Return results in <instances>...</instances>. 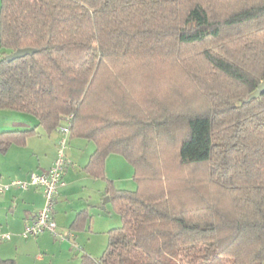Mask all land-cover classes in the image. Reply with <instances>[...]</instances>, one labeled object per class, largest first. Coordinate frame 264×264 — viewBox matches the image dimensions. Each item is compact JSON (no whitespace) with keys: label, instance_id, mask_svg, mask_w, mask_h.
<instances>
[{"label":"trees","instance_id":"trees-1","mask_svg":"<svg viewBox=\"0 0 264 264\" xmlns=\"http://www.w3.org/2000/svg\"><path fill=\"white\" fill-rule=\"evenodd\" d=\"M261 82L264 0H0V108L37 119L0 152L66 125L91 176L109 154L133 168L78 264L264 262V91L244 101Z\"/></svg>","mask_w":264,"mask_h":264},{"label":"crops","instance_id":"crops-1","mask_svg":"<svg viewBox=\"0 0 264 264\" xmlns=\"http://www.w3.org/2000/svg\"><path fill=\"white\" fill-rule=\"evenodd\" d=\"M19 116L20 120H9V124H12L10 126H14L11 128H29L37 123V119L34 121L30 116L22 114H19ZM6 122L1 121L0 126L8 124ZM36 129L38 133L29 135L24 144H11L5 151L0 152V182H6L15 178H27L31 171H44L53 164L57 155L58 141L61 137L58 134L52 137L50 133L54 130L50 131L46 136L44 134L46 132L40 126H37ZM3 130L9 129H2L0 131ZM55 130L60 131L59 129ZM70 138L69 142H75L76 146L78 145V150H70L66 154V163L62 172L64 184L58 186L54 196L52 217L56 221L59 231L65 234L71 232L72 235L68 239L60 240L63 242L57 244L56 253H58L51 255L49 264L69 262L70 250L77 253L80 248L79 246L83 250L85 249L86 253L90 255L94 254L93 252H95L96 247L89 234L101 231L107 232L110 229L107 227L105 229L103 227H94L95 229H92V226L94 222L95 224L98 222L97 220H100L98 223L101 225L104 221L103 219H105V216L101 214L103 213L101 212V208L96 204L102 201L103 195L107 194V180H110L115 186L112 177L109 178L105 175L107 160L111 157V154L105 160V176L93 177L85 171L84 166L94 150V143L87 139V142H82L80 140L81 137L70 136ZM121 161H119V158L113 159L114 163H122ZM43 204L44 196L42 189L34 185H30L26 189L11 187L0 192V232L10 234L8 238H0V261L1 259L12 258L15 264H20V262L21 264H41V262H44L45 256H42L41 253L34 255L33 252L36 249L49 248L47 241L50 238L47 233H51L43 231L37 234L39 236H32L36 237L33 240L21 235L25 224L34 218ZM92 208L99 209L96 214L100 219H93V215L90 213ZM77 217L80 218V226L73 227L72 224ZM67 229L69 231H63ZM53 238L56 239L54 236ZM73 239L75 242L76 239H79L84 246L77 243L79 244L78 247H74L71 244ZM11 250L15 251L14 255L10 254ZM20 252L25 253L26 257H21Z\"/></svg>","mask_w":264,"mask_h":264},{"label":"rangeland","instance_id":"rangeland-1","mask_svg":"<svg viewBox=\"0 0 264 264\" xmlns=\"http://www.w3.org/2000/svg\"><path fill=\"white\" fill-rule=\"evenodd\" d=\"M19 114H22L24 116H30V118H32V120H34V121L36 120V118L31 114L24 113V112L21 113L19 111L7 109V108H0V122L1 121L2 122L7 121L6 123H8V124H5V126H0V130H2V129H13L11 127H14V126H10L12 124H9L10 123L9 120L10 119H12L13 121H17V119L20 120V118H18V117H20ZM44 134L47 136L48 133L46 132ZM56 134H58L59 137L62 136V133L58 130L57 131L54 130L50 133V135L52 137L55 136ZM70 139H71L70 136L67 135L66 146L64 148L65 156H67L66 154H68L70 152V150L71 151H77L78 150V145L76 146L75 142H72V141L69 142ZM80 140H82V142H87V140L84 138H80ZM90 142H92V141H90ZM27 150H29V149H27ZM114 158H119V161L122 160L121 161L122 163H119V162L114 163L113 162ZM105 175H106V177H109V178L112 177L115 186H117L119 188L135 189V187H136V181L133 178V168H132L131 164L129 162H127L121 155L111 154V157L107 160ZM106 197H107V194L103 195L102 200L105 199ZM101 210H102L101 212H103L101 214H103L105 216V219H103L104 220L103 223L101 225H99L98 222L100 220H97V219H100V218H98L97 214H96V212H98L99 209H96V208L91 209L90 213H91V215H93V219L98 221L96 224H95V222L93 223L92 229H95L94 227H98V228L103 227V229H105L106 227L112 228V227H117L120 225V223H121L120 216L115 211V209L113 208V205H112L110 199L105 202V207H104V209H101ZM63 231L67 232L69 230L67 229V230H63ZM47 234L49 235L48 237L50 238V240L47 241L49 248H46V249L40 248V249H36V251L33 252L34 255L41 253L42 256H45V260H44V262H41V264H49V258L51 257V255L58 253V252L56 253L57 248H58L57 244H59L60 242H63V241H60L58 239H54L51 234H49V233H47ZM89 235L91 236V240H93L92 242L94 243V246L96 247L95 252H93L94 254H92V255H93V257H98L101 255V253L103 252V250L105 249V247L107 245V242H108L107 232H102V231L101 232H93L92 234H89ZM37 236H39V235H37ZM34 238H36V237L31 236L28 239L33 240ZM76 242L83 245L79 239L78 240L76 239ZM79 247L80 248H79L77 253H74L72 250H70V261L65 262V263L63 262L62 264H78L79 256L81 255V253L86 251L85 249H84L85 250L84 251L81 248V246H79ZM31 253H32V251H31ZM10 254L14 255L15 251L11 250ZM20 256L25 258L26 254L23 252H20ZM10 257H12V256H10ZM20 264H21V262H20ZM260 264H264V262H262Z\"/></svg>","mask_w":264,"mask_h":264},{"label":"built area","instance_id":"built-area-1","mask_svg":"<svg viewBox=\"0 0 264 264\" xmlns=\"http://www.w3.org/2000/svg\"><path fill=\"white\" fill-rule=\"evenodd\" d=\"M62 133L61 138L58 141L57 155L53 164L44 171H31L27 178H15L6 182H0V192L5 191L11 187H17L20 189H26L30 185L40 187L44 196V204L37 211L34 218L27 224H25L21 235L23 237L36 236L37 234L48 231L56 239L64 240L71 236V232L67 234L57 229V224L52 217V209L54 205V196L57 192L58 186L64 184L62 180V172L66 163V156L64 148L66 146V137L69 133L68 126H62L59 128ZM9 233L0 232V238H8ZM71 244L74 247H78L77 242L73 239Z\"/></svg>","mask_w":264,"mask_h":264},{"label":"water","instance_id":"water-1","mask_svg":"<svg viewBox=\"0 0 264 264\" xmlns=\"http://www.w3.org/2000/svg\"><path fill=\"white\" fill-rule=\"evenodd\" d=\"M35 51V48L33 47H20V48H16L15 50L11 51L10 53H8L6 55V59L7 60H12L21 56H24L26 54H31ZM264 91V82H261L245 99L244 101H249L253 98L258 97L261 92ZM109 196L107 195V197L105 199H103L101 202L97 203L96 205L98 207H100L101 209H104L105 207V202L107 200H109Z\"/></svg>","mask_w":264,"mask_h":264}]
</instances>
